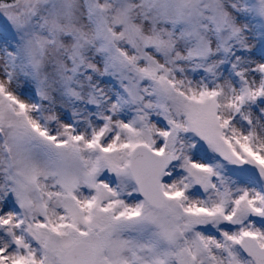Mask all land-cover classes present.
Returning <instances> with one entry per match:
<instances>
[{"label": "snow or ice", "instance_id": "obj_1", "mask_svg": "<svg viewBox=\"0 0 264 264\" xmlns=\"http://www.w3.org/2000/svg\"><path fill=\"white\" fill-rule=\"evenodd\" d=\"M0 264H264V0H0Z\"/></svg>", "mask_w": 264, "mask_h": 264}]
</instances>
